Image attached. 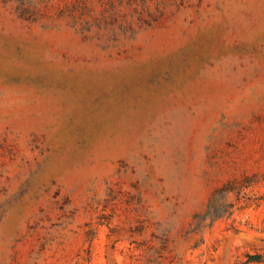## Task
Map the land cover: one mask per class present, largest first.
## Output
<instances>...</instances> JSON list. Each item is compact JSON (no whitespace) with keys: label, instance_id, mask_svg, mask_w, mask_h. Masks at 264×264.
Masks as SVG:
<instances>
[{"label":"rangeland","instance_id":"obj_1","mask_svg":"<svg viewBox=\"0 0 264 264\" xmlns=\"http://www.w3.org/2000/svg\"><path fill=\"white\" fill-rule=\"evenodd\" d=\"M0 264H264V0H0Z\"/></svg>","mask_w":264,"mask_h":264},{"label":"trees","instance_id":"obj_2","mask_svg":"<svg viewBox=\"0 0 264 264\" xmlns=\"http://www.w3.org/2000/svg\"><path fill=\"white\" fill-rule=\"evenodd\" d=\"M252 261H260V256H253Z\"/></svg>","mask_w":264,"mask_h":264}]
</instances>
